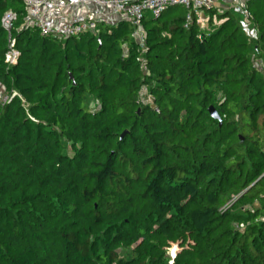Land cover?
Returning <instances> with one entry per match:
<instances>
[{
	"label": "trees",
	"instance_id": "16d2710c",
	"mask_svg": "<svg viewBox=\"0 0 264 264\" xmlns=\"http://www.w3.org/2000/svg\"><path fill=\"white\" fill-rule=\"evenodd\" d=\"M249 11L254 37L170 7L141 48L128 22L46 37L0 0V264H264V0Z\"/></svg>",
	"mask_w": 264,
	"mask_h": 264
},
{
	"label": "built area",
	"instance_id": "2783aa9c",
	"mask_svg": "<svg viewBox=\"0 0 264 264\" xmlns=\"http://www.w3.org/2000/svg\"><path fill=\"white\" fill-rule=\"evenodd\" d=\"M252 0H24L26 15L24 26L36 28L43 36L70 38L82 33H97L100 23L118 24L128 22L133 27V36L144 47L145 31L143 20L147 17L158 18L168 8L182 6L187 9V23L192 20V12L199 14L204 9H219L227 4L230 9L239 11L244 17V26H250L249 4ZM17 14L5 12L2 24L8 35V49L5 62L9 66L18 63L21 52L12 36ZM0 81V103H8L13 95L6 93ZM264 221V217L262 218ZM176 249L172 250L174 257Z\"/></svg>",
	"mask_w": 264,
	"mask_h": 264
},
{
	"label": "rangeland",
	"instance_id": "374dc122",
	"mask_svg": "<svg viewBox=\"0 0 264 264\" xmlns=\"http://www.w3.org/2000/svg\"><path fill=\"white\" fill-rule=\"evenodd\" d=\"M226 9L231 10V13L235 16V18H236L238 21H240V23L243 25L244 29L246 30V32H247L250 36L254 37V36L257 35L256 30L253 29L251 26H249V25L244 26V23H245V22H244V17H243V15H242L239 11H236V10L233 9V8L230 9V7H229L227 4L225 5V7L219 8V9H217V10H219L220 12H224ZM197 17H198V22H199V24L201 25V28H202L203 30H206V29L208 30V29L210 28V25H209L210 18H213V19H214V23H215V25H219V24L222 22L220 19H218V18L215 16V14H214V15H211L210 12H209V10H207V9H204V10L200 11L199 14L197 15ZM141 48H143V47L141 46ZM256 63H257V66H258L260 69H262V70L264 71V64H263V62H262L261 60H257ZM5 88H6V87H5ZM5 91H6V93L10 94L7 90H5ZM145 94H146V92H145ZM147 96H148V95H147ZM151 98H152V97H150V95H149L147 100H151ZM22 99H23V98H22ZM256 206H258V203H256ZM262 218H263V216H262ZM262 218H261V220H262ZM263 222H264V221H263ZM243 225H244V224H240V225H239V228H240V229H243V228H244ZM173 249H174V247L170 249V250H171V253H172V250H173Z\"/></svg>",
	"mask_w": 264,
	"mask_h": 264
},
{
	"label": "water",
	"instance_id": "95a60500",
	"mask_svg": "<svg viewBox=\"0 0 264 264\" xmlns=\"http://www.w3.org/2000/svg\"><path fill=\"white\" fill-rule=\"evenodd\" d=\"M209 112L211 114V116L214 118V119H217L219 120L220 124H221V116L219 115L218 111L216 110V108L211 105L209 107ZM128 132V130H125L122 134H121V138H123L125 136V134Z\"/></svg>",
	"mask_w": 264,
	"mask_h": 264
}]
</instances>
